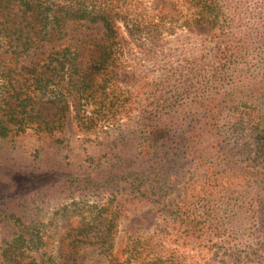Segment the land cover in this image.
<instances>
[{"label": "trees", "instance_id": "1", "mask_svg": "<svg viewBox=\"0 0 264 264\" xmlns=\"http://www.w3.org/2000/svg\"><path fill=\"white\" fill-rule=\"evenodd\" d=\"M0 264H264V0H0Z\"/></svg>", "mask_w": 264, "mask_h": 264}, {"label": "rangeland", "instance_id": "2", "mask_svg": "<svg viewBox=\"0 0 264 264\" xmlns=\"http://www.w3.org/2000/svg\"><path fill=\"white\" fill-rule=\"evenodd\" d=\"M98 27L96 30H100ZM178 34L187 35L191 38L211 35L212 30L207 25H191L182 30ZM156 223L153 212L148 208L127 210L125 216L120 222L119 233L116 238L115 250L120 252L129 237L135 236L139 232L149 234Z\"/></svg>", "mask_w": 264, "mask_h": 264}]
</instances>
